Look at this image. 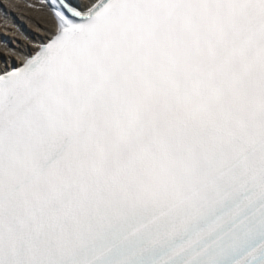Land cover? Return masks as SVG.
<instances>
[{"label":"snow or ice","instance_id":"1","mask_svg":"<svg viewBox=\"0 0 264 264\" xmlns=\"http://www.w3.org/2000/svg\"><path fill=\"white\" fill-rule=\"evenodd\" d=\"M27 7L37 34L0 53V264H264V0Z\"/></svg>","mask_w":264,"mask_h":264},{"label":"bare ground","instance_id":"2","mask_svg":"<svg viewBox=\"0 0 264 264\" xmlns=\"http://www.w3.org/2000/svg\"><path fill=\"white\" fill-rule=\"evenodd\" d=\"M28 2L29 0H0V53L15 58L14 53L7 52V46L15 48L18 46L16 41L20 44L27 43L25 34H37L36 21L39 20V14L27 7Z\"/></svg>","mask_w":264,"mask_h":264}]
</instances>
